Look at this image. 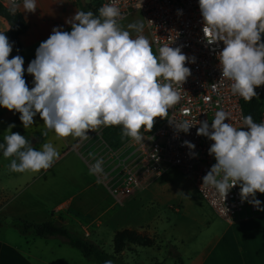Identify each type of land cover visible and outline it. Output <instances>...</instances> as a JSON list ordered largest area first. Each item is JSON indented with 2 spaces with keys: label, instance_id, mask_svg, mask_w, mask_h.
<instances>
[{
  "label": "built area",
  "instance_id": "built-area-1",
  "mask_svg": "<svg viewBox=\"0 0 264 264\" xmlns=\"http://www.w3.org/2000/svg\"><path fill=\"white\" fill-rule=\"evenodd\" d=\"M25 1L29 0H0V5L9 8ZM89 4L109 22L131 14L140 17L156 59L153 75L135 91L113 90L109 122L120 120L119 112L133 99L153 105L162 116L153 118L150 129L143 124L127 130L126 140L117 146L104 143L111 159L104 185L115 203L122 205L126 196L172 167L190 181L218 218L229 222L244 209L259 212L242 104L251 94L256 25L264 23V0H91ZM260 61L258 123L264 130V48ZM239 128L245 137L237 135Z\"/></svg>",
  "mask_w": 264,
  "mask_h": 264
},
{
  "label": "crops",
  "instance_id": "crops-1",
  "mask_svg": "<svg viewBox=\"0 0 264 264\" xmlns=\"http://www.w3.org/2000/svg\"><path fill=\"white\" fill-rule=\"evenodd\" d=\"M0 19V30H5L7 23L3 18ZM30 56L21 52L13 69L1 73L0 97H13L11 108L16 110L32 93H40L34 95L36 98L32 103L26 104L27 113L35 122L51 114L54 118L72 117L75 124L57 126L58 128L50 126L49 131L43 130V127L22 128L20 131L32 138L27 143L0 154H9L12 157L18 153L21 156L14 163L8 162V165H4L0 158V264H94L92 260L82 257L62 238H39L20 234L11 221L13 218L34 222L52 219L72 235L89 238L92 234L99 242L104 230L109 229V238L112 240L115 231L131 230L129 227H120L123 225L118 222L125 212L123 204L137 192L136 190L126 196L123 204L118 205L104 185L108 180L105 172L111 159L105 154L103 145L106 143L117 146L124 139L120 136L117 124H110L98 112L91 95L95 87L87 94L88 99L80 96L84 85L77 86L73 79L75 71L65 56V75L56 83L33 86L40 77L37 66L48 57L41 63L34 64ZM23 72L27 74L19 80V74ZM63 85L70 89L61 90ZM37 109L41 110V114H36ZM20 119L22 117L16 115L9 121L21 122ZM9 128V136L0 139V148L14 132L12 124ZM40 134L43 138L36 142V136ZM66 155H71L72 160L64 162L54 173L39 180L31 189L26 188L37 177L40 178L52 163ZM220 221L217 222L211 217L208 236L189 243L185 250H179V247L188 239L179 246L170 243L172 252L182 253L186 264H264L262 204L257 213L244 209L231 221ZM124 250L128 249L120 251V257Z\"/></svg>",
  "mask_w": 264,
  "mask_h": 264
},
{
  "label": "rangeland",
  "instance_id": "rangeland-1",
  "mask_svg": "<svg viewBox=\"0 0 264 264\" xmlns=\"http://www.w3.org/2000/svg\"><path fill=\"white\" fill-rule=\"evenodd\" d=\"M90 1L83 0V3L89 4ZM8 9L18 11L28 26L21 36L22 54L31 55L32 63L39 64L46 57L62 53L75 71L73 79L77 86L84 85L83 92L79 93L83 99L85 97L88 99V93L96 86H100L114 98V86L107 82L106 65L109 62L122 66L123 81L132 91L139 88L154 73L156 59L140 17L131 14L109 22V18L100 10L95 13L88 10V17L92 20L90 23L92 33L84 37L79 27L81 4L78 0H29ZM39 85L41 82L37 79L33 86ZM68 89L70 88L61 86V90ZM37 94L40 93H32V96L23 100L21 107L16 110L11 108L13 97L8 98L6 95L0 97V139L9 136L11 124L13 131L31 127H43V130L49 131L50 126L58 128L57 126L75 124L72 117L54 118L51 114L35 122L33 117L28 115L26 104L32 103L36 98L34 95ZM138 102L145 103L133 99L119 112L120 120L110 121V124H117L120 136L124 140L128 135L126 130L134 129L136 126L139 129L143 124L150 129L155 125L156 120L149 117L150 114L147 112L153 105L150 104L148 107L146 104L145 108L137 110ZM35 112L41 114L40 109ZM16 115L22 117V120H19L21 122H10L9 119ZM237 135L245 137L244 130L237 129ZM242 152L247 158L249 153L245 146ZM0 158L4 165H8V162L14 163L21 156L18 153L12 157L9 154H2ZM68 160H72L71 155L55 161L40 178L37 177L34 183H29L26 188L31 189L39 180L54 173ZM72 164L74 165V161ZM256 197L264 206V201H260L258 195ZM123 207L125 212L118 222L123 226L120 227H129L131 230L146 234L151 237L153 243V247L136 246L131 250H124L121 259L127 263L151 264L162 262L164 259L162 264H186L185 256L182 253H173L170 243L179 246L188 239L179 247V250H185L189 243L208 236V231L211 230L208 224L211 217L217 222L220 221L202 202L190 181L172 167L128 197ZM109 232V229L104 230L100 242L92 234L85 239L95 242L106 253H111Z\"/></svg>",
  "mask_w": 264,
  "mask_h": 264
},
{
  "label": "trees",
  "instance_id": "trees-1",
  "mask_svg": "<svg viewBox=\"0 0 264 264\" xmlns=\"http://www.w3.org/2000/svg\"><path fill=\"white\" fill-rule=\"evenodd\" d=\"M88 10L95 13L98 7H91L85 3L81 6V15L79 18V27L83 32L84 37L92 33L90 23L92 20L88 17ZM0 17L7 23L5 30H0V75L3 71L12 70L17 63L21 52L22 42L21 36L27 30V23L24 17L18 11H11L0 5ZM66 60L62 53L48 57L44 62L37 66L40 74L41 85L45 86L56 83L60 77L66 73ZM107 82L115 88L121 87L125 92H131L126 87L123 81L122 66L109 62L106 65ZM27 72L19 74V80L26 76ZM92 99L102 117H107L113 111L112 98L102 90L101 87H95L92 90ZM137 105V110L145 108L146 104L140 103ZM150 116L160 120L161 114L158 113L153 106L147 111ZM260 112V102L257 94V83H252L250 97L242 104V113L247 121V130L251 143V161L255 173L256 195L260 201H264V130L263 126L258 123V115ZM43 135L36 136V142L40 141ZM29 137L21 131H14L12 135L4 141L0 148L2 152L9 151L14 147L27 143ZM13 225L20 234H30L34 237L49 238L58 237L76 249L79 254L87 259H90L95 264H139L138 262H124L118 255L123 249H132L135 246L152 247V239L146 234H142L130 229H122L114 232L111 244L112 253H106L99 245L85 239L82 236L70 234L59 222L55 220H45L34 222L22 218L11 219ZM151 264H159L153 262Z\"/></svg>",
  "mask_w": 264,
  "mask_h": 264
},
{
  "label": "water",
  "instance_id": "water-1",
  "mask_svg": "<svg viewBox=\"0 0 264 264\" xmlns=\"http://www.w3.org/2000/svg\"><path fill=\"white\" fill-rule=\"evenodd\" d=\"M81 6H83V0H78ZM257 30V51H256V60L254 62V73H253V83H257L260 70H261V61L260 57L264 48V23L256 25Z\"/></svg>",
  "mask_w": 264,
  "mask_h": 264
}]
</instances>
